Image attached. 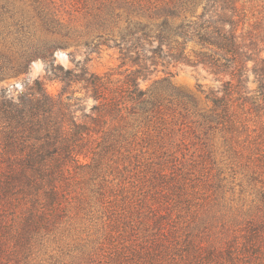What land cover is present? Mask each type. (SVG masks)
<instances>
[{"label": "rangeland", "instance_id": "rangeland-1", "mask_svg": "<svg viewBox=\"0 0 264 264\" xmlns=\"http://www.w3.org/2000/svg\"><path fill=\"white\" fill-rule=\"evenodd\" d=\"M163 1L170 0H0V54L15 62L20 52L51 49L65 67L89 56L93 71L124 78L119 49L98 43L100 24L108 19L118 35L140 17L130 2ZM246 4L248 18L261 19L264 0ZM46 66L34 57L27 71L0 79V93L17 95L40 77L57 95L62 83L46 78ZM152 67L142 88L171 70L172 84L193 98L161 97L149 110L125 112L98 167L72 179L60 222L35 245L32 262L4 264H264V110L243 101L217 105L209 93L221 76L202 65ZM71 91L87 95L82 83ZM84 103L90 111L95 100Z\"/></svg>", "mask_w": 264, "mask_h": 264}, {"label": "trees", "instance_id": "trees-1", "mask_svg": "<svg viewBox=\"0 0 264 264\" xmlns=\"http://www.w3.org/2000/svg\"><path fill=\"white\" fill-rule=\"evenodd\" d=\"M130 3L129 8L140 10L138 19H129L118 35L106 19L100 24L105 32L97 35L99 44L119 49L120 67L127 66L124 78L93 71L89 56L73 58L75 67H65L56 63L51 49L20 52L15 62L0 54V79L27 71L34 57H42L46 78L62 83L57 95L40 77L17 95L4 88L0 93V264L19 257L32 262L35 245L60 222L72 179L78 170L98 167L100 149L113 147L114 129L125 112L149 110L146 105L161 97L193 98L172 84L171 70L153 88H142L140 78L156 70L153 65L207 67L221 76V87L209 93L217 105L228 108L243 101L264 110V15L248 18L247 0H170L145 7ZM252 75L258 84L254 94L249 89ZM78 83L86 89L85 97L71 91ZM89 96L95 103L87 111ZM82 157L93 163L82 162Z\"/></svg>", "mask_w": 264, "mask_h": 264}]
</instances>
